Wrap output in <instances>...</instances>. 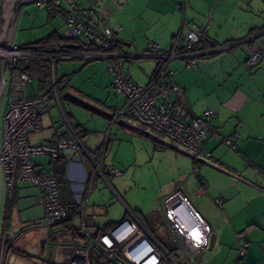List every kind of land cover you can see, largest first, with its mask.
Masks as SVG:
<instances>
[{
  "label": "built area",
  "instance_id": "2783aa9c",
  "mask_svg": "<svg viewBox=\"0 0 264 264\" xmlns=\"http://www.w3.org/2000/svg\"><path fill=\"white\" fill-rule=\"evenodd\" d=\"M34 3L45 8L50 16L56 17L60 14L57 6H62L64 0H35ZM176 6L184 13L183 3ZM82 15L83 17H79L72 12L65 14L64 38L77 45L76 47H66L57 42L46 46L19 45L12 40L8 47V57H1L0 77L4 84L1 107L4 99L8 98L4 116L0 113V170L5 187L9 191L16 182L29 181L39 189L38 199L43 205L44 216L39 223L29 227L37 230V257L44 255L47 248L52 246V237L62 230L63 224L73 221L74 216L79 215L82 225L75 227L79 229L81 236L74 239L72 235L69 241L55 245V264H94L93 250L98 254V264L188 263L208 246L211 227L192 207L180 183L158 200L166 233L175 245L173 250H169L130 209L126 211L128 216L109 230H94L86 223L85 210L93 185L99 176L107 179V174L100 166L107 141L104 140L99 150V159H93L64 108L63 101L77 103L80 100L63 92L67 77H58L57 63L62 60H105L113 76V85L124 98L123 106L113 113L114 120L124 115L168 136L169 140L162 139V144L188 155L192 159L193 173L199 178L198 168L211 154L204 148L207 138L210 135L217 136L225 149L230 150L237 148V136L222 135L217 130L212 123L215 114L213 109H206L199 115L181 111V88L173 80L174 71L170 62L180 58L185 68L194 69L199 59L226 52L238 42L210 46L206 41L209 22L190 29L183 19L168 49H164L156 41L147 42L146 55L157 60L158 66L148 82L141 85L134 82L125 71L124 63L134 56L119 52L117 34L120 26H111L104 13L99 16L87 8H84ZM36 58H43L51 63V74L39 82L38 88H33L30 95L28 89L36 77L29 69L32 59ZM258 59L259 53L251 51L243 65L250 69ZM53 102L59 107L61 120L68 130L65 132L63 128L55 127L50 141L31 142L29 134L41 131L42 117ZM53 122L54 125L57 124L56 120ZM67 132L71 133V137L66 135ZM80 146L91 158L94 171L89 187L83 184L73 185L75 209L70 213L62 202L55 174L41 165L37 157H66L69 151ZM108 171L112 175L120 174V170L114 165H109ZM205 191L206 186L201 184L198 192L201 194ZM217 202L220 200L217 199ZM7 241L10 240H3L2 258L8 254L10 242L6 244ZM245 251V246L239 247V255ZM178 254L182 255V262L177 258Z\"/></svg>",
  "mask_w": 264,
  "mask_h": 264
},
{
  "label": "crops",
  "instance_id": "0c3cea01",
  "mask_svg": "<svg viewBox=\"0 0 264 264\" xmlns=\"http://www.w3.org/2000/svg\"><path fill=\"white\" fill-rule=\"evenodd\" d=\"M131 2L133 1H109L105 4L103 13L111 26H120L117 34L118 49L119 52L134 56L126 61L128 64L125 71L138 84H146L158 66L157 60L146 55L147 42L153 40L168 49L183 19L190 29L209 22L206 41L210 46L238 42L226 52L199 59L194 69L185 68L180 58L171 60L173 80L181 88V111L199 115L206 109H213V125L222 135L235 134L237 148L226 150L217 136L210 135L204 148L211 154L198 168L199 178H196L193 170L191 172L190 165L182 170L176 181L170 182L162 190L159 198L173 191L176 184L180 183L192 207L207 221L211 232L216 233L213 247L224 246L229 249L226 259L228 264H264V0H147L141 9L135 11L138 19L133 24L120 21L112 24L109 13L114 12L115 7L121 8ZM140 2L142 4V0L138 1ZM180 3L184 4V13L176 6ZM64 5L74 7L76 0H64ZM54 32L64 37V32ZM251 51H257L259 59L250 69H246L243 62ZM80 61L83 64L75 63L72 72L61 77H67V85L73 83L71 88L75 94L93 97V90L114 88L113 77L106 61ZM118 103L119 101L115 105L116 110L119 109ZM56 106L53 102L44 115L48 116ZM76 115L73 111L67 113L85 148L89 153L97 155L108 124L91 131L83 122V117L78 113ZM59 117L60 119L51 115L46 117L48 134L42 141L35 143L50 141L55 127L63 128L65 132L68 130L61 115ZM53 120H56V125ZM118 120L119 118L115 123ZM127 125L130 129L144 133V136L150 137L157 145L174 149L163 145L162 139L131 124ZM66 135L71 137L69 132ZM108 143L109 139L106 147ZM103 155L104 153L100 165ZM82 159L88 163L89 171H86ZM53 160H57L61 168L54 167ZM50 164V169L45 168L54 174L57 170L64 171L66 181H58L59 187L63 183L69 184L72 194L73 185H89L94 171L91 158L81 146L69 151L66 157L50 158ZM27 182L23 183V190L37 189L36 201L44 211L38 199V187ZM16 183L12 189L15 192ZM201 184L206 186V191L200 194L198 191ZM6 196L8 197V193ZM13 197L11 192L4 215L6 218L3 220L10 236V245L36 257L37 230L29 227L39 223L44 213L38 220L23 219ZM217 199L220 200L219 203ZM66 206L70 213L75 209L74 204L67 203ZM90 225L96 230L99 229L93 224ZM62 229L69 231L70 238L72 237L69 228L64 226ZM240 246L246 248L242 255L238 252ZM55 252L56 250L49 256L47 248L41 259L54 263ZM12 264L37 263L17 255Z\"/></svg>",
  "mask_w": 264,
  "mask_h": 264
},
{
  "label": "rangeland",
  "instance_id": "374dc122",
  "mask_svg": "<svg viewBox=\"0 0 264 264\" xmlns=\"http://www.w3.org/2000/svg\"><path fill=\"white\" fill-rule=\"evenodd\" d=\"M132 1L124 7H115L114 12L109 13L108 17H110L112 24H117L119 21L121 23L130 22L133 24L138 19V16H135V11L141 9L147 3V0H142V4L141 2L138 3L140 0H136V2L135 0ZM57 8L60 14L52 17L45 8H41L37 3L26 5L16 21L13 37L14 42L19 45H32L50 35L55 30L60 33L65 32L66 20L64 16L68 12L83 17L82 12L84 8H88L92 9L99 16L103 14L101 6L95 8L87 0H76L74 7L63 4L62 6H57ZM75 63L83 64L80 60L59 61L57 63L58 77L61 78L65 74L72 72V67ZM127 64L126 62L124 63L125 69ZM38 85L39 79L36 77L33 85L28 89L30 95L33 93V88L37 89ZM72 86L73 83H70V85L66 83L63 92L74 95L80 102L63 101L66 112L73 111L75 115L77 113L81 115L84 120L83 122L91 131H94L93 128H99L102 125L108 124L104 135L105 137H103L100 143L101 147L104 140L106 139L107 141L109 139L107 149L103 155V162L100 165L103 172L107 174V179L99 176L93 185L85 210L86 223L109 230L126 218L128 216L126 211L130 209L169 250H173L175 245L166 233L158 200L162 190L170 182L176 181L184 168L191 165L192 172L191 158L170 147L157 145L150 137L144 136L145 134L139 130L130 129L127 124L144 130L157 138L165 141L169 140L168 136L150 125L138 122L124 115H120L119 120L115 123L116 120H114L113 116V113L117 111L115 105L119 101V108H121L124 100L123 96L119 94L115 87H110L103 91L93 90V95H91L93 97H88L75 94L71 88ZM7 107L8 98H5L0 109L2 117ZM56 107L51 109L48 116H56L60 119V110L58 106ZM48 116H43L42 131L31 132L29 134L31 142H40L48 134V121L46 118ZM99 157L100 151L97 160ZM37 161L43 163L46 165V168L50 169L49 157L40 156L37 157ZM53 161L54 167L59 168L61 166L57 160ZM82 163L86 171H89V166L85 159H82ZM111 164L120 170L119 175L109 174L108 169ZM23 183L28 182H18L16 183L17 191L11 190L14 195L13 201L20 208L23 219L38 220L43 216L44 211L42 206L37 204L36 201L35 194L37 193V189L23 190V186H25ZM59 190L64 205L67 203H75V197L71 192L69 184H61ZM9 192L10 190L8 191L5 187L3 175L0 170V264H10V254H7L5 258L1 257L3 240H10V236H8L9 234L5 229V222L1 223L6 214V207L9 201L8 197L11 193ZM7 193L8 197L6 196ZM18 195L19 197L17 198L16 196ZM24 195L27 196L24 197ZM72 222L77 227L82 225L79 215H75ZM70 239V233L67 230L62 229L60 232L54 234L52 237V246L48 247L49 256L56 250L55 245L57 243L69 241ZM8 242L10 241H7L6 244ZM228 252L229 249L224 246L220 248L215 246L212 249L206 247L204 252L198 254L194 260H190L188 264H228L226 261ZM92 255L93 263L98 264V254L93 250ZM177 258L181 262L183 261L181 254H178Z\"/></svg>",
  "mask_w": 264,
  "mask_h": 264
},
{
  "label": "water",
  "instance_id": "95a60500",
  "mask_svg": "<svg viewBox=\"0 0 264 264\" xmlns=\"http://www.w3.org/2000/svg\"><path fill=\"white\" fill-rule=\"evenodd\" d=\"M71 2V0H68ZM95 8L101 6L102 9H105V4H108L112 0H87ZM35 0H0V60L1 57H8V47L14 37V29L16 21L22 11V9L31 3H34ZM88 9V8H87ZM93 11L92 9H89ZM66 47H76L77 45L73 43L64 44ZM4 92V84L0 77V107L1 99ZM216 240V233L211 232L208 239V249H211ZM42 249H45V240L42 241ZM16 254L10 256V264H12L16 259ZM31 260L37 264H49L39 257H32ZM183 264H188L186 261H183Z\"/></svg>",
  "mask_w": 264,
  "mask_h": 264
},
{
  "label": "trees",
  "instance_id": "16d2710c",
  "mask_svg": "<svg viewBox=\"0 0 264 264\" xmlns=\"http://www.w3.org/2000/svg\"><path fill=\"white\" fill-rule=\"evenodd\" d=\"M54 42H57L60 45H64V44L70 43L68 39L64 38L63 36H61L57 32H53L50 35H48L45 38H43L42 40L36 42L35 44L41 45V46H46V45H49V44L54 43ZM29 70L35 77H37L39 79V82H42L44 79H46L51 74V63L48 60H45L43 58L32 59V64H31V67H30ZM74 129L76 130L75 127H74ZM98 154H99V152H98ZM98 154L96 155V154L90 153L91 157L93 159H95V160H96ZM55 175L57 177V180L60 183L66 181L65 180V178H66L65 177V173H64L63 170L62 171L61 170H57L55 172ZM3 220H5V219L3 218ZM2 222L3 221H1V223ZM64 226L71 230L74 239H77V238H79L81 236L79 229L76 228L75 226H73L71 220L69 222H67V223H64L63 227ZM90 227L94 229L93 226L90 225ZM94 230H96V229H94ZM97 230L98 231H103V230H106V229L99 228ZM8 254H10V255L16 254V255L21 256V257H23L25 259H31L33 257V255L31 253L26 252L24 250H21V249H19L17 247H14L12 245H10L9 248H8ZM49 264H54V263L53 262H49Z\"/></svg>",
  "mask_w": 264,
  "mask_h": 264
},
{
  "label": "flooded vegetation",
  "instance_id": "af4514ba",
  "mask_svg": "<svg viewBox=\"0 0 264 264\" xmlns=\"http://www.w3.org/2000/svg\"><path fill=\"white\" fill-rule=\"evenodd\" d=\"M39 258H41V256Z\"/></svg>",
  "mask_w": 264,
  "mask_h": 264
},
{
  "label": "bare ground",
  "instance_id": "6f19581e",
  "mask_svg": "<svg viewBox=\"0 0 264 264\" xmlns=\"http://www.w3.org/2000/svg\"><path fill=\"white\" fill-rule=\"evenodd\" d=\"M55 264V263H54Z\"/></svg>",
  "mask_w": 264,
  "mask_h": 264
}]
</instances>
